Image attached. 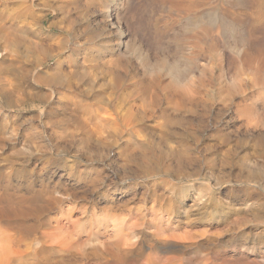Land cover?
<instances>
[{"label": "rangeland", "instance_id": "obj_1", "mask_svg": "<svg viewBox=\"0 0 264 264\" xmlns=\"http://www.w3.org/2000/svg\"><path fill=\"white\" fill-rule=\"evenodd\" d=\"M122 217L264 264V0H0V242L108 264Z\"/></svg>", "mask_w": 264, "mask_h": 264}, {"label": "bare ground", "instance_id": "obj_2", "mask_svg": "<svg viewBox=\"0 0 264 264\" xmlns=\"http://www.w3.org/2000/svg\"><path fill=\"white\" fill-rule=\"evenodd\" d=\"M15 1V0H13ZM121 4V3H120ZM115 13V12H114ZM117 14V13H115ZM118 15V14H117ZM117 15L114 14H109L108 16L110 17V20H113L115 17L117 18ZM23 17H28V14L23 15V14H17L14 15V18L16 19H20ZM115 20V19H114ZM117 20V19H116ZM111 23V21H110ZM114 23V22H113ZM115 24V23H114ZM118 24V21H117ZM198 25V24H197ZM224 25V24H223ZM120 26V25H119ZM245 27V26H244ZM122 28V27H121ZM120 29V27H119ZM122 30V29H121ZM235 30V29H234ZM122 34V32H121ZM242 41V40H241ZM126 42V41H124ZM244 42V41H242ZM241 42V44H242ZM127 43V42H126ZM246 43V42H244ZM122 41H118V45H121ZM236 44V42H235ZM240 44H238L239 46ZM246 45V44H245ZM244 45V46H245ZM127 46V45H125ZM243 45H241V50L245 49L242 48ZM237 48V46H236ZM238 50V48L236 49ZM175 67V66H173ZM172 69V68H171ZM170 69V70H171ZM177 69V68H175ZM174 70V69H173ZM178 71V69H177ZM177 83V82H176ZM121 108V107H120ZM130 108V107H129ZM132 111V110H131ZM132 113V112H131ZM134 114V113H133ZM132 114V115H133ZM132 115H129L132 117ZM125 116V115H124ZM138 117V116H137ZM136 117V118H137ZM131 119V118H130ZM137 120V119H136ZM167 121V120H166ZM162 123V122H161ZM112 129V128H111ZM113 130V129H112ZM110 131V130H109ZM148 146V145H147ZM142 147V146H141ZM170 148V147H169ZM130 152V151H129ZM133 152V151H132ZM152 152V151H151ZM157 152V151H156ZM164 153V152H163ZM137 154V153H136ZM152 154V153H151ZM172 154V153H171ZM129 155V154H128ZM176 155V154H175ZM162 157V156H160ZM137 158V157H136ZM163 158V157H162ZM143 161V160H142ZM138 162V161H135ZM180 162V161H179ZM148 163V162H146ZM131 164V163H130ZM149 164V163H148ZM181 164V163H180ZM143 165V164H142ZM167 165V164H166ZM161 166V165H160ZM144 168L145 167H141ZM148 168V167H147ZM151 168V167H150ZM168 168V167H167ZM165 169V168H164ZM142 170V169H141ZM154 170V169H153ZM149 171V170H148ZM99 184V183H98ZM72 195V194H71ZM202 202V201H201ZM56 205V204H55ZM196 206V205H194ZM193 208V207H192ZM144 214V213H143ZM146 215V214H145ZM157 215V214H156ZM142 217V216H141ZM159 217V216H158ZM141 219V218H140ZM145 219V218H144ZM164 219V218H163ZM115 221L118 220V218L114 219ZM142 220V219H141ZM151 220V219H150ZM158 221V220H157ZM145 222V221H144ZM119 226L117 228L116 232V236L118 237V239L116 240V242H114V248L116 249V254L114 257H107L106 260H108L106 263L108 264H190V257L186 256V255H176L177 252H179V250L182 248L180 247L181 245H183L182 243L178 242V239H183L182 241H185L186 239H189V241L192 239L193 237L196 236H191L189 233L191 232L186 231L185 234L181 235L179 234L177 231V229L180 227L179 225H175L173 227L169 226V227H161V226H154L153 229H150L149 231L146 230L144 227H141V225L137 222H132L130 223V218L127 219V217H122L119 219ZM117 224V225H118ZM43 225L42 223L39 224L38 226L35 225H22V228L20 227L19 230L17 231V233L14 235L15 237V241L13 242H0V263H5V264H27V262L25 261V258H32L35 260H38L39 263L42 264H81V262L83 261V259L85 260V256H87L88 253H91L93 250H95V248H100L101 249V245L99 244H95V242L93 243V246L91 245L90 250H86L85 248V244L80 243L79 240H75V239H66V240H61V241H57L55 239H53L52 235H47L45 234L43 236L42 242H39L37 244H25L22 245L20 243H18V235L21 234L20 230L24 229V230H28V232L30 233H34L38 231V228ZM116 226V224H115ZM152 227V226H151ZM180 229V228H179ZM16 232V231H15ZM180 232V231H179ZM184 233V232H183ZM193 233V232H192ZM67 234V233H66ZM101 231L98 230H94L91 232V236L90 239H92V241H94V239H98L100 237ZM190 235V236H189ZM200 235V234H199ZM204 235V233H203ZM206 235V234H205ZM198 236V235H197ZM202 236V235H201ZM209 238L210 234L207 235ZM11 237V235L9 236ZM69 237V236H68ZM148 237L150 238V245L149 250L144 251L142 249L143 244H146L145 242L147 241ZM192 237V238H191ZM10 239V238H9ZM198 239V238H197ZM71 240V241H70ZM217 240V239H216ZM97 241V240H96ZM195 241V240H193ZM192 241V242H193ZM199 241V240H198ZM207 241V240H206ZM98 242V241H97ZM96 242V243H97ZM186 242V241H185ZM191 242V241H190ZM197 242V240H196ZM201 242V241H200ZM92 243V242H90ZM89 243V244H90ZM187 243V242H186ZM199 243V242H198ZM197 243V245H198ZM207 243V242H206ZM212 243V242H211ZM88 243L86 242V245ZM108 244V243H107ZM110 244V243H109ZM189 244V242H188ZM188 244H184L186 245V247L188 246ZM196 244V243H195ZM194 244V245H195ZM217 244V243H216ZM147 245V244H146ZM145 245V246H146ZM190 245V244H189ZM100 246V247H99ZM180 247L179 250L178 247ZM192 246V245H191ZM199 246V245H198ZM201 246V245H200ZM199 246V247H200ZM205 246V245H204ZM210 246V244H209ZM213 246V244H212ZM210 246V247H212ZM103 247V245H102ZM173 247H177L176 248V253H174L175 251H173V253L170 251ZM185 247V246H184ZM185 247V248H186ZM198 247V248H199ZM219 247V246H218ZM110 248V247H109ZM144 248V247H143ZM174 248V250H175ZM190 248V246L188 247V249ZM203 248V247H201ZM213 248V247H212ZM183 249V248H182ZM181 249V250H182ZM196 249V248H195ZM207 249L208 246H207ZM211 249V248H210ZM99 250V249H97ZM95 250V251H97ZM104 250V249H103ZM185 250V249H184ZM183 250V251H184ZM194 250V249H193ZM203 250V249H202ZM204 250L205 247H204ZM214 250V249H213ZM212 250V251H213ZM94 251V252H95ZM170 251V252H168ZM215 251V250H214ZM102 252V251H101ZM190 252V251H189ZM201 252V249H200ZM208 252V251H207ZM206 252V254H207ZM211 252V251H210ZM218 252V251H217ZM181 254L183 253L182 251L180 252ZM188 253V251H187ZM212 253V252H211ZM216 253V252H215ZM193 254V253H192ZM197 254V253H196ZM201 254V253H200ZM205 254V255H206ZM190 255V254H189ZM208 255V254H207ZM206 255V258H208ZM191 256V255H190ZM201 256V255H200ZM210 256V254H209ZM217 256V255H216ZM193 257V256H192ZM199 257V256H198ZM212 259L210 260V262H208L207 264H217L215 259V255L214 257L211 256ZM201 258V257H199ZM203 258V257H202ZM219 258V257H217ZM223 257H220V259ZM195 262L198 261L197 258H195ZM103 261L105 260L102 259ZM190 260V261H189ZM202 260V259H201ZM205 260V259H203ZM209 259H206V261ZM223 260V259H222ZM227 260V259H226ZM238 260V259H237ZM264 260V259H263ZM99 261V260H97ZM205 261V262H206ZM233 261V260H232ZM235 261V260H234ZM239 261V260H238ZM241 261V259H240ZM243 261V260H242ZM241 261V262H242ZM256 261V260H255ZM258 261V260H257ZM85 262V261H84ZM83 262V263H84ZM90 262V260L88 261ZM104 262V263H105ZM193 262V261H192ZM200 262V261H199ZM203 262V261H202ZM237 262V261H236ZM248 262V261H247ZM250 262V261H249ZM248 262V263H249ZM259 262V261H258ZM82 263V264H83ZM103 262L99 263L102 264ZM194 263V262H193ZM223 263V261H222ZM230 263V260H229ZM251 263L253 264L254 262L251 261ZM30 264V263H28ZM192 264V263H191ZM196 264V263H194ZM198 264V263H197ZM219 264V263H218ZM224 264V263H223ZM226 264V263H225ZM232 264V263H231ZM237 264V263H236ZM243 264V263H242ZM245 264V263H244ZM247 264V263H246ZM250 264V263H249ZM255 264V263H254ZM260 264V263H259Z\"/></svg>", "mask_w": 264, "mask_h": 264}]
</instances>
